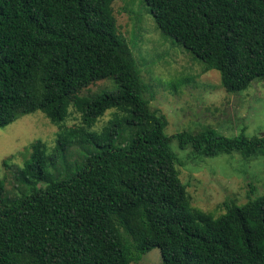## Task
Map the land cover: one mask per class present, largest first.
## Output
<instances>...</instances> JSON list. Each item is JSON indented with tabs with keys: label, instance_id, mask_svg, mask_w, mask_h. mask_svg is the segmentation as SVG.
<instances>
[{
	"label": "trees",
	"instance_id": "16d2710c",
	"mask_svg": "<svg viewBox=\"0 0 264 264\" xmlns=\"http://www.w3.org/2000/svg\"><path fill=\"white\" fill-rule=\"evenodd\" d=\"M114 1L0 0V128L37 111L59 127L53 147L25 148L15 196L0 178V264H139L154 248L163 264H264V194L218 216L196 209L172 148L251 158L264 135H168ZM145 1L227 91L264 79V0ZM105 79L113 91L85 93Z\"/></svg>",
	"mask_w": 264,
	"mask_h": 264
},
{
	"label": "rangeland",
	"instance_id": "374dc122",
	"mask_svg": "<svg viewBox=\"0 0 264 264\" xmlns=\"http://www.w3.org/2000/svg\"><path fill=\"white\" fill-rule=\"evenodd\" d=\"M114 10L121 32L144 62L142 73L151 85L152 108L166 115L168 135L185 130L198 132L206 127L230 138L264 135V79L229 92L218 70L206 67L181 43L162 33L145 0H115ZM104 86L115 89V84L105 79L85 93ZM111 111L100 117L94 129L104 127ZM79 123V115L72 114L68 125ZM58 128L41 111L0 128V178L5 181L6 195H16L19 183L15 175L25 165V148L37 139L53 147ZM172 148L181 159V178L196 209L218 216L226 211V203L236 201L242 205L248 201L249 192L252 199L264 194L263 152L251 158L238 152L200 156L192 147L181 149L176 139ZM78 153L71 148L69 158H78ZM139 264H163L160 249L145 253Z\"/></svg>",
	"mask_w": 264,
	"mask_h": 264
}]
</instances>
